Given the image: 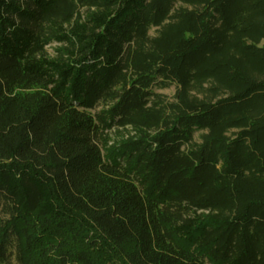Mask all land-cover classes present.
Here are the masks:
<instances>
[{"label":"trees","instance_id":"trees-1","mask_svg":"<svg viewBox=\"0 0 264 264\" xmlns=\"http://www.w3.org/2000/svg\"><path fill=\"white\" fill-rule=\"evenodd\" d=\"M12 260L264 264V0H0Z\"/></svg>","mask_w":264,"mask_h":264},{"label":"rangeland","instance_id":"rangeland-1","mask_svg":"<svg viewBox=\"0 0 264 264\" xmlns=\"http://www.w3.org/2000/svg\"><path fill=\"white\" fill-rule=\"evenodd\" d=\"M151 34H154V32L152 31ZM58 47V45L56 44H50L49 46L46 47V51L48 56L53 57L55 55V48ZM159 94H162L165 98H167L168 100H171L173 95H174V87H169L167 89L164 90H158L156 91ZM131 133L130 130L124 132V131H120L119 133H115L112 132L110 139L112 140V142H118L121 141L122 139H126V135ZM195 139L198 140V136H195ZM111 142V143H112ZM10 264H16L13 260L10 262Z\"/></svg>","mask_w":264,"mask_h":264}]
</instances>
